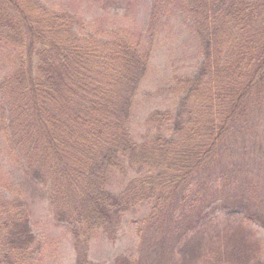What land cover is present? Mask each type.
I'll use <instances>...</instances> for the list:
<instances>
[{"label": "trees", "instance_id": "obj_1", "mask_svg": "<svg viewBox=\"0 0 264 264\" xmlns=\"http://www.w3.org/2000/svg\"><path fill=\"white\" fill-rule=\"evenodd\" d=\"M150 2L153 19L179 11L199 41L201 60L191 74L174 76L171 105L147 116L153 132L139 142L130 119L151 67L152 32L148 40L124 29L104 36L67 9L40 0H0L6 153L69 227L75 264H91L90 244L99 236L115 237L125 214L138 205L149 208L143 224L166 233L175 222L177 236L192 249L201 244L203 222L218 210H245V219L264 226V210H248L256 204L252 197H261L243 186L258 185L246 173L247 162L242 171L223 169L239 130L248 137H240L244 158L255 156L249 122L252 107L261 113L264 102V0ZM112 173L127 180L120 192L110 188ZM232 183L238 184L234 190ZM245 188L249 196L242 195ZM10 195L0 193V264H34L41 241L22 194ZM237 197L243 206L232 208ZM189 231L195 232L187 239ZM181 241L170 239L161 249L178 250ZM137 258L124 264H141ZM225 260L264 264V248Z\"/></svg>", "mask_w": 264, "mask_h": 264}, {"label": "rangeland", "instance_id": "obj_2", "mask_svg": "<svg viewBox=\"0 0 264 264\" xmlns=\"http://www.w3.org/2000/svg\"><path fill=\"white\" fill-rule=\"evenodd\" d=\"M47 6L56 9H67L80 19L92 21L104 36L110 35L112 30H132L134 37L148 40L152 35L155 47L150 70L137 91L133 105L130 127L136 141L142 142L151 135L153 129L146 125L147 116L155 109H165L171 95V82L178 74L188 75L194 72L201 60L199 41L190 32L189 25L184 22L177 9H170L158 19L150 15V0H40ZM71 12V13H70ZM150 30V31H149ZM6 55V52H4ZM6 69L0 65V76ZM251 113L253 143L255 156L244 158L245 148L242 139H247L241 130L232 137L228 145L229 161L224 162L226 172L240 167L247 162L246 173L251 181L258 185L243 184L255 189L261 198L252 197L256 204L248 208L249 212L264 210V152L260 144H264V102L263 108L252 107ZM251 130V129H250ZM249 135V133H245ZM6 138L0 128V193L4 197L9 191L22 194L29 210L30 222L38 239L41 250L34 264H75L77 260L76 247L69 227L59 222L48 205L41 199L40 193L33 180L28 178L20 166L6 153ZM260 142V143H259ZM3 146L5 149L3 150ZM241 149V150H240ZM244 171V170H243ZM235 176V174H230ZM121 175L111 174L110 188L120 192L126 183ZM237 183L230 184L231 189ZM198 187H203L201 184ZM230 187H226L229 189ZM238 191V190H237ZM10 195V196H11ZM242 195L249 196L243 191ZM243 206L237 197L233 207ZM245 210H218L203 222L201 239L193 249L189 243L181 241L177 236L175 222L168 224L166 233H159L154 226L143 224L149 213L148 206L138 205L137 208L125 214L122 225L115 237L99 236L90 244L88 256L91 264H124L126 259L138 257L141 264H161L164 259L175 264H223L228 256L255 252L264 248V226L259 219L247 220ZM195 231H189L187 239ZM199 236V235H197ZM200 238V237H199ZM181 241L178 250L166 252L161 249L163 243ZM196 241V242H198ZM194 242V243H196ZM183 248V250H182ZM192 250L191 253L187 249ZM196 251L197 256H195ZM171 253V254H170ZM173 255V256H172Z\"/></svg>", "mask_w": 264, "mask_h": 264}]
</instances>
